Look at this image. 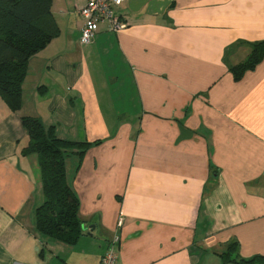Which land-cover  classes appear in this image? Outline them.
<instances>
[{"label": "crops", "instance_id": "0c3cea01", "mask_svg": "<svg viewBox=\"0 0 264 264\" xmlns=\"http://www.w3.org/2000/svg\"><path fill=\"white\" fill-rule=\"evenodd\" d=\"M85 2L51 0L58 31L29 58L20 109L0 97V264H99L113 239L116 264H236L231 243L264 256V58L230 71L264 40V0H126L125 28L81 44ZM22 115L100 141L66 158L87 229L73 245L36 229Z\"/></svg>", "mask_w": 264, "mask_h": 264}, {"label": "trees", "instance_id": "16d2710c", "mask_svg": "<svg viewBox=\"0 0 264 264\" xmlns=\"http://www.w3.org/2000/svg\"><path fill=\"white\" fill-rule=\"evenodd\" d=\"M57 31L51 0H0V97L12 111L21 106L29 58L43 49ZM263 58L261 40L252 44L245 60L230 67L233 77L239 79ZM21 122L28 137L21 154L36 157L43 196L34 210L36 229L43 242L51 239L73 245L87 229L78 216L79 199L67 179L66 158L75 154L80 160L92 144L100 141L61 137L54 125L45 127L40 118L32 115H22ZM235 249L236 244L231 243L229 250L222 253L223 260L264 264V256L241 258L234 254Z\"/></svg>", "mask_w": 264, "mask_h": 264}, {"label": "built area", "instance_id": "2783aa9c", "mask_svg": "<svg viewBox=\"0 0 264 264\" xmlns=\"http://www.w3.org/2000/svg\"><path fill=\"white\" fill-rule=\"evenodd\" d=\"M126 0H86L79 8L83 23L80 29L79 42H92L95 34L103 29L117 32L126 27V21L120 13V6ZM120 225V222H118ZM115 239L108 243L101 255L99 264H116Z\"/></svg>", "mask_w": 264, "mask_h": 264}]
</instances>
